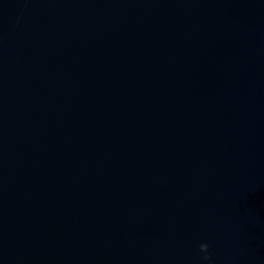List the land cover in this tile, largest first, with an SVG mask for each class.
<instances>
[{
	"label": "water",
	"instance_id": "water-1",
	"mask_svg": "<svg viewBox=\"0 0 264 264\" xmlns=\"http://www.w3.org/2000/svg\"><path fill=\"white\" fill-rule=\"evenodd\" d=\"M264 264V0H0V264Z\"/></svg>",
	"mask_w": 264,
	"mask_h": 264
},
{
	"label": "clouds",
	"instance_id": "clouds-1",
	"mask_svg": "<svg viewBox=\"0 0 264 264\" xmlns=\"http://www.w3.org/2000/svg\"><path fill=\"white\" fill-rule=\"evenodd\" d=\"M198 251L200 253V264H215L214 252L212 251V245L210 243H200L198 246Z\"/></svg>",
	"mask_w": 264,
	"mask_h": 264
}]
</instances>
